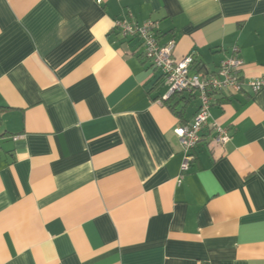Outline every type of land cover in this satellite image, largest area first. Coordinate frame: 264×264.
<instances>
[{"label": "crops", "instance_id": "obj_1", "mask_svg": "<svg viewBox=\"0 0 264 264\" xmlns=\"http://www.w3.org/2000/svg\"><path fill=\"white\" fill-rule=\"evenodd\" d=\"M123 19L264 77V0H0V264H264V87L215 95L231 139L182 172L198 95L168 101Z\"/></svg>", "mask_w": 264, "mask_h": 264}, {"label": "built area", "instance_id": "obj_2", "mask_svg": "<svg viewBox=\"0 0 264 264\" xmlns=\"http://www.w3.org/2000/svg\"><path fill=\"white\" fill-rule=\"evenodd\" d=\"M115 29L124 37L130 36L140 40L146 61L161 72L169 86L166 98L185 92L198 95L200 106L192 123L176 129L184 152L182 172L190 168V163L194 159V151L201 141L200 132L204 128L212 127L216 133L213 140L216 144L224 145L230 141L231 134L228 129L216 122L210 123V110L215 95L226 93L232 96L241 93L246 88L257 93L264 87V77L250 79L244 74L246 62L240 56L239 47L233 48L232 55L221 63L215 73L193 72L192 68L196 62L195 54L177 59L175 57L176 43L161 45L155 33V23L152 20L142 24L127 19L118 20L115 22Z\"/></svg>", "mask_w": 264, "mask_h": 264}, {"label": "trees", "instance_id": "obj_3", "mask_svg": "<svg viewBox=\"0 0 264 264\" xmlns=\"http://www.w3.org/2000/svg\"><path fill=\"white\" fill-rule=\"evenodd\" d=\"M192 70H196L197 72L207 71L206 68H205V66H203L201 63H198L197 61L195 62ZM169 100H171V98L168 99V101ZM168 101H166V102H168Z\"/></svg>", "mask_w": 264, "mask_h": 264}]
</instances>
